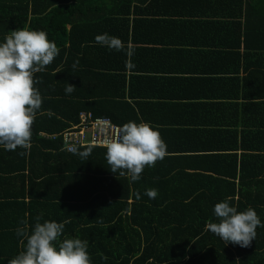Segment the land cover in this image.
I'll use <instances>...</instances> for the list:
<instances>
[{"label":"trees","instance_id":"16d2710c","mask_svg":"<svg viewBox=\"0 0 264 264\" xmlns=\"http://www.w3.org/2000/svg\"><path fill=\"white\" fill-rule=\"evenodd\" d=\"M17 28L44 31L60 51L34 74L42 104L31 147L8 151L10 167L0 162V172L37 179L42 199L110 184L107 193L81 190L71 197L79 203L62 204L60 219L78 220L65 226L76 232L81 224L74 237L88 241L91 264H264V227L247 248L205 230L224 199L264 223V0H0V40ZM101 33L118 37L122 49L97 44ZM80 111L119 126L149 123L167 155L136 182L108 169L105 147L93 146L82 161L57 135ZM10 196L0 193V264L23 246L21 222L10 218H24L27 208L33 217L30 204L7 205Z\"/></svg>","mask_w":264,"mask_h":264},{"label":"clouds","instance_id":"9594fccd","mask_svg":"<svg viewBox=\"0 0 264 264\" xmlns=\"http://www.w3.org/2000/svg\"><path fill=\"white\" fill-rule=\"evenodd\" d=\"M94 40L109 50L120 51L123 47L118 37L107 33L97 34ZM59 51L42 30L17 28L0 40V148L4 151L30 149L32 125L42 104L35 87L39 79L34 78V74L43 72ZM128 54H132L131 49ZM74 87L67 83L64 92L70 94ZM92 147L73 145L69 151L85 161ZM104 147L108 169L115 175L127 176L129 182L138 181L145 167H152L167 155L159 131L146 122L124 123ZM144 194L154 199L157 191L146 189ZM212 214L215 220L207 223L205 230L224 245L231 243L247 248L256 238V229L264 227L254 209L238 211L227 199L215 203ZM67 223V220H42L39 215L30 227L21 221L15 232L23 246L8 264H91L87 240L61 238ZM104 260L106 257L102 256L101 261Z\"/></svg>","mask_w":264,"mask_h":264},{"label":"crops","instance_id":"0c3cea01","mask_svg":"<svg viewBox=\"0 0 264 264\" xmlns=\"http://www.w3.org/2000/svg\"><path fill=\"white\" fill-rule=\"evenodd\" d=\"M9 159H10V156L8 154V151H4L2 148H0V162L3 164V166L5 165L7 167H10ZM59 167L62 168L61 165H59ZM103 168H105L104 170H106L107 166H105ZM64 170L65 171L66 170L71 171V169L68 166L65 167ZM143 171H152V167H145ZM108 173H109V171H108ZM0 174L2 176H4L3 178H0V193L3 190H5L6 193L12 194V196H10L8 198L9 203L7 205H10L12 203H17V202H24V203H26V205L30 204L29 207L31 209V213L33 214V217L30 220L27 219L28 218V212H29L28 208H27L26 214L24 216V218L26 220L25 222L29 227L33 224L35 217L38 215L42 217V220H55L57 222L63 221L65 218H62V219H60V218L64 215V213L66 211L65 209H67V208L65 206H63L62 204L64 202L79 203L80 200H76V199H73L71 197H73L76 194H80L81 190H83V193H92L91 196H95L96 194H98V191H99L98 189H103V190H105L106 193L111 190V188L109 187L110 184L107 185V183L103 182V180H102V183H105V184L98 183V182H96V184H95L92 181L91 183H89L90 186L85 184V185H82L80 187L79 186L72 187L71 190H70V188H68V191L63 190L61 192L63 194H61V195H67L68 199H60L59 196L58 197L55 196V198H53V197L50 198L49 196H47V198L42 199L41 195L46 196L48 194L43 193V191L41 190L42 186L39 182H37V179H35V181L30 182V184H29L28 183V177L21 178L20 177L21 175H17V173H15V172H5V173L0 172ZM20 174H25L27 176L28 172L24 171ZM76 174L77 173H75V172L73 173V175H76ZM97 176L102 178V175L94 174L95 178H97ZM22 180H24L23 183H22ZM98 185H100V186H98ZM94 186L96 187L95 190H94ZM82 187H84V188H82ZM96 190H98V191H96ZM14 195H16L17 197H13ZM51 196H52V194H51ZM87 200H91V199H87ZM13 214L19 215L17 210H14ZM24 218H22V217L10 218V221L13 220V223L18 225V224H20V222ZM68 220L78 221V220H75L74 216L71 219H67V221ZM68 228H70V227L65 226L63 235L61 237L62 239L66 238V237H71V236L74 237L75 233L79 232V230L81 228V224L78 226L76 232H71ZM19 244H22L21 239L19 241ZM17 252H19V250H17Z\"/></svg>","mask_w":264,"mask_h":264},{"label":"built area","instance_id":"2783aa9c","mask_svg":"<svg viewBox=\"0 0 264 264\" xmlns=\"http://www.w3.org/2000/svg\"><path fill=\"white\" fill-rule=\"evenodd\" d=\"M120 126L107 116H94L90 111H80L77 121L71 123L57 135L67 152L73 145L83 147L87 145L104 147ZM52 138L55 135L50 136Z\"/></svg>","mask_w":264,"mask_h":264},{"label":"bare ground","instance_id":"6f19581e","mask_svg":"<svg viewBox=\"0 0 264 264\" xmlns=\"http://www.w3.org/2000/svg\"><path fill=\"white\" fill-rule=\"evenodd\" d=\"M240 261V260H239Z\"/></svg>","mask_w":264,"mask_h":264}]
</instances>
